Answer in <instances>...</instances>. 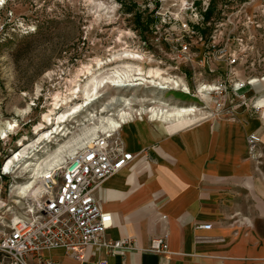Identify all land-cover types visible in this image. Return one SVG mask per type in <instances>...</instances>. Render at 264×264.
<instances>
[{"label": "rangeland", "instance_id": "rangeland-1", "mask_svg": "<svg viewBox=\"0 0 264 264\" xmlns=\"http://www.w3.org/2000/svg\"><path fill=\"white\" fill-rule=\"evenodd\" d=\"M94 1L92 4L88 0L2 1L0 128L8 122H16L17 128L7 139L0 140V166L17 150L19 140L24 137L36 140L33 128L53 110V95H68L69 81L65 89L64 76L60 77L62 68H70L67 80H72L82 66H92L94 60L108 64L113 55L124 51L143 56L142 61H130L132 64L144 70L159 69L186 85L188 99H175L176 93H165L167 105L170 103L171 107L192 106L200 110L196 115L206 117L211 116V111L220 118H235L243 112L258 114L251 110V104L264 96V81L261 80L264 77L263 14L251 20L250 25L246 20L251 12L246 15L236 9L228 10L237 13L239 21L236 24L234 14L226 15L227 18L220 11L226 0ZM98 3L114 9L105 14L97 9ZM206 4L209 9L204 13ZM201 15H206L207 19L204 21ZM184 24L188 28L184 29ZM196 26L202 29L193 31ZM119 65L114 63L107 69ZM252 79H258L254 87L247 85ZM237 81L245 86L243 91L233 90ZM213 82L223 87L219 95L211 93L213 91L201 92L205 86L215 87L206 85ZM253 90L263 94L256 98ZM103 93L108 98L130 96L133 91L123 93L107 88ZM152 93L153 90L143 88L136 91L137 97L143 99H152ZM155 96L162 97L161 94ZM105 102L94 104L92 110H99ZM204 104L206 110L201 109L205 108ZM146 106L144 104L145 109ZM138 108L139 105L134 107ZM260 113L264 114V109H260ZM79 125L80 122L74 125V131L79 130L77 133L85 129ZM13 173L14 169L10 177L0 179L2 218L20 212L25 205L23 201L12 203L15 202L12 196L15 184L26 183L27 175L18 180ZM39 187L37 184V189ZM37 189L31 193H36Z\"/></svg>", "mask_w": 264, "mask_h": 264}, {"label": "crops", "instance_id": "crops-1", "mask_svg": "<svg viewBox=\"0 0 264 264\" xmlns=\"http://www.w3.org/2000/svg\"><path fill=\"white\" fill-rule=\"evenodd\" d=\"M204 118L185 115L162 123L145 119L119 131L125 152L134 159L93 194L112 217L105 238L130 240L137 250L110 253L104 247H91L84 259H78L56 249L44 252V260L53 264H264V114ZM250 134L260 138L257 162L247 154ZM204 224L211 229H196ZM164 233L169 255L143 251L151 237Z\"/></svg>", "mask_w": 264, "mask_h": 264}, {"label": "built area", "instance_id": "built-area-1", "mask_svg": "<svg viewBox=\"0 0 264 264\" xmlns=\"http://www.w3.org/2000/svg\"><path fill=\"white\" fill-rule=\"evenodd\" d=\"M208 4L204 5L207 6L203 10L204 13L208 12ZM226 4L235 6L227 8ZM231 9L246 15L251 12L246 20L251 25V20L256 19L257 15H264V0L224 1L221 13L225 17L234 14L233 21L238 24L239 17L237 13L228 11ZM201 16L204 21L207 19L206 15ZM182 26L184 29L188 28L187 24ZM192 29L199 32L202 28L196 26ZM92 63V66L96 67V64ZM70 72L68 66L60 71V77L64 76L62 82L65 81L63 84L65 89ZM79 76L82 82L85 76L83 74ZM254 80L258 79L250 80L247 85L256 86L251 84ZM261 80H264V77ZM206 85H214L217 90L211 93L216 95H219L223 89L214 82ZM258 86L257 89H260ZM244 87L243 83L238 81L232 86L236 92L243 91ZM253 91L257 93L256 98L263 94L260 93L261 91ZM211 93L207 92V94ZM73 99L76 100L74 96ZM95 104L99 105V103ZM144 104L149 110L156 103L151 101ZM203 107L205 108L202 110H206L205 104ZM251 110L260 113V109L255 108L254 103L251 104ZM210 114V117L204 119L220 118L214 116V111ZM259 143L260 138L256 134H250L246 139L248 157L256 162L261 158ZM133 159L134 155L125 152L120 133L116 130L100 134L90 146L81 150L63 168L46 175L42 181L41 193L37 196L26 195L22 199L25 205L20 212L11 213L8 218L0 216V264H53L44 260L43 253L56 249H61L78 259H84V253L91 247H104L110 253L137 250L130 240L110 241L105 238L106 231L112 225V217L103 211L93 194L105 179L129 166ZM5 163L0 166V179L12 175L10 172L7 174L3 172ZM196 229L210 230L211 225H197ZM143 251L157 256L169 255L168 234L151 237L147 248Z\"/></svg>", "mask_w": 264, "mask_h": 264}, {"label": "bare ground", "instance_id": "bare-ground-1", "mask_svg": "<svg viewBox=\"0 0 264 264\" xmlns=\"http://www.w3.org/2000/svg\"><path fill=\"white\" fill-rule=\"evenodd\" d=\"M2 1L0 0V5L3 4ZM88 2L92 4L95 1L88 0ZM97 9L107 14L114 8L98 3ZM98 17L100 18L101 15ZM142 60V55L130 51L113 55L108 64L94 60L96 68L90 65L82 66L72 80H68L69 87L66 90L68 95L63 96L59 93L53 95V110L44 115L42 122L33 128V136L36 140H29L26 137L19 140L17 150L9 155L7 161L4 160V163L6 161L4 173H11L14 169L13 174H17L18 180L27 175L26 183L15 184L12 196L15 202L12 203L20 204L28 193L37 189V184H40L39 189L31 195H39L44 177L66 165L81 150L90 146L100 134L120 131L124 126L135 121L143 122L145 119L142 116L148 117L150 123H162L183 118L185 115L195 117L196 113H200V110L192 106L167 109L170 103L167 105L166 94L156 97L155 95L158 94L155 91L159 90L161 93L173 91L176 95L189 98L186 85L178 78L166 76L159 69L144 70L140 65L130 62ZM114 63L120 65L107 69L108 65ZM79 74H83L86 79L81 82ZM251 84L256 85L257 81L254 80ZM107 88L123 93L133 91V94L105 98L103 91ZM139 88L153 90L152 99L138 98L136 91ZM202 91H216V88L205 86L201 88ZM73 96L76 100L72 99ZM101 100L106 102L99 110H92L94 104ZM151 101L156 104L148 111L144 103ZM255 104L257 109H264V96ZM136 105H139L138 109H134ZM79 122V126L85 129L77 133L79 130L74 131L76 129L74 125ZM15 128H17L16 122L6 123L3 129L0 128V140L7 139ZM51 145L55 148L52 149Z\"/></svg>", "mask_w": 264, "mask_h": 264}]
</instances>
